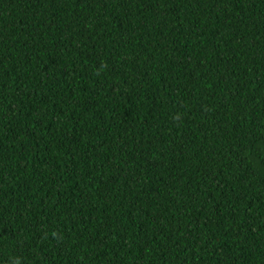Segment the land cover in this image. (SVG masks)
Wrapping results in <instances>:
<instances>
[{
	"label": "trees",
	"instance_id": "1",
	"mask_svg": "<svg viewBox=\"0 0 264 264\" xmlns=\"http://www.w3.org/2000/svg\"><path fill=\"white\" fill-rule=\"evenodd\" d=\"M0 264H264V0H0Z\"/></svg>",
	"mask_w": 264,
	"mask_h": 264
}]
</instances>
